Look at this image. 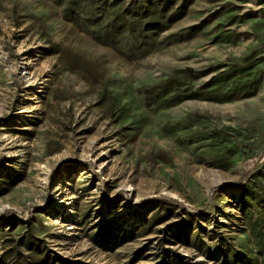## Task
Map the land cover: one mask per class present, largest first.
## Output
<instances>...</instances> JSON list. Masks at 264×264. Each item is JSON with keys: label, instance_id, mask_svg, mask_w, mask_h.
<instances>
[{"label": "rangeland", "instance_id": "rangeland-1", "mask_svg": "<svg viewBox=\"0 0 264 264\" xmlns=\"http://www.w3.org/2000/svg\"><path fill=\"white\" fill-rule=\"evenodd\" d=\"M128 1L0 0V264H258L264 0H186L143 56Z\"/></svg>", "mask_w": 264, "mask_h": 264}, {"label": "trees", "instance_id": "trees-1", "mask_svg": "<svg viewBox=\"0 0 264 264\" xmlns=\"http://www.w3.org/2000/svg\"><path fill=\"white\" fill-rule=\"evenodd\" d=\"M176 1L129 0L122 6L113 7L110 10L111 18L103 26L106 29L105 33L113 31L119 43L129 51H135L139 53V56L146 55L161 43V40L158 39L160 31L168 28L176 19L175 17L182 14L187 2L180 0L178 6L174 8ZM190 97L200 96L193 91ZM28 227H31L30 223H28ZM256 230L258 264H264V221L261 227ZM233 257L236 262L242 264H256L252 258L245 257L236 251L233 252Z\"/></svg>", "mask_w": 264, "mask_h": 264}]
</instances>
